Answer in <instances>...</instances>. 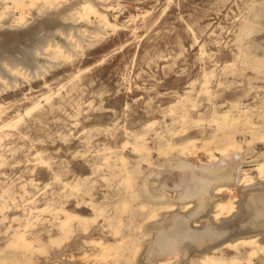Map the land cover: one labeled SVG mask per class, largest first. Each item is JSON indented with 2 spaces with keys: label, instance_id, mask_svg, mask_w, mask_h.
Listing matches in <instances>:
<instances>
[{
  "label": "rangeland",
  "instance_id": "374dc122",
  "mask_svg": "<svg viewBox=\"0 0 264 264\" xmlns=\"http://www.w3.org/2000/svg\"><path fill=\"white\" fill-rule=\"evenodd\" d=\"M0 264H264V0H0Z\"/></svg>",
  "mask_w": 264,
  "mask_h": 264
}]
</instances>
